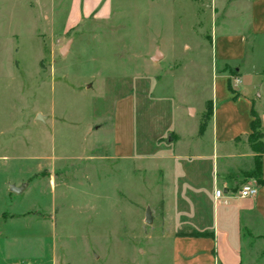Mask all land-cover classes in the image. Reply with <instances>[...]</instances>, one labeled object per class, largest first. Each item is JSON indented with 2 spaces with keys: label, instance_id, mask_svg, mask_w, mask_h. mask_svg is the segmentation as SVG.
<instances>
[{
  "label": "rangeland",
  "instance_id": "1",
  "mask_svg": "<svg viewBox=\"0 0 264 264\" xmlns=\"http://www.w3.org/2000/svg\"><path fill=\"white\" fill-rule=\"evenodd\" d=\"M101 2L0 9V214L52 209L61 264H178L174 233L196 217L183 210L199 206L181 192L182 170L196 176L181 156L196 142L218 72L211 18L179 4L169 14L151 11V0ZM166 40L153 67L151 47ZM252 49L264 74V40ZM171 132L179 144H167ZM200 175L211 179L208 164ZM8 181L29 186L11 201ZM200 201L209 225L212 201ZM250 250V263L264 264L263 243L243 246L245 264Z\"/></svg>",
  "mask_w": 264,
  "mask_h": 264
},
{
  "label": "crops",
  "instance_id": "2",
  "mask_svg": "<svg viewBox=\"0 0 264 264\" xmlns=\"http://www.w3.org/2000/svg\"><path fill=\"white\" fill-rule=\"evenodd\" d=\"M66 1H70L72 10H75L83 1V7L86 8L93 2H98L94 5L96 7L101 1L127 0H0V9L5 11L11 4L32 5L35 2L44 7L48 3L53 5ZM173 4H179V9L191 13L193 18L200 12L209 13V44L218 62L213 99L207 101L211 108L210 119L202 131L198 125L195 144L190 145L188 153L181 156L185 166L193 164L196 176L186 174V170H182L180 175L181 192L185 197L199 199V206L183 210L185 214H196L194 222H189L190 225L184 229L207 232L212 236L177 238L174 233L176 259L179 260L178 264H245L243 246L264 245V187L258 186L251 177L255 170L256 154L248 142L251 112H254L261 122L264 143V74L255 72V66L246 54L253 52L251 47L255 45L256 39L264 40V0H151V11L154 9L159 13L161 5H164L166 12L172 14ZM190 29L194 31L193 25ZM166 44H170V41L166 40L162 44L156 42L151 47L153 67L159 64L157 61L166 58L169 52L163 48ZM247 45L250 47L248 50ZM183 48L189 49L186 44H183ZM230 71L235 75H229ZM151 77L156 78L155 74H151ZM229 79L234 93L227 88ZM235 80L239 81L238 86H235ZM217 83L221 86L219 96ZM190 111L197 113L194 108L187 106L188 115ZM204 111L200 115L202 119ZM163 141V138L157 140L158 144ZM166 142L177 145L180 136L171 132ZM170 157L175 158L173 155ZM206 164L212 176L209 181H202L200 171ZM261 178L264 180V154L261 156ZM246 184L256 187L257 194L241 199L238 191ZM10 186L23 187V190L16 194L9 191ZM28 186V183L8 181L3 193L12 201L20 197ZM215 190L222 193L219 199L214 197ZM206 195L213 206L209 225L203 224L206 209L200 204V199ZM53 215L52 209L42 212L3 210L0 214V264H61L56 255L55 242L51 240L55 230ZM246 255V260L253 263L251 250L246 251Z\"/></svg>",
  "mask_w": 264,
  "mask_h": 264
},
{
  "label": "trees",
  "instance_id": "3",
  "mask_svg": "<svg viewBox=\"0 0 264 264\" xmlns=\"http://www.w3.org/2000/svg\"><path fill=\"white\" fill-rule=\"evenodd\" d=\"M235 73L233 72V76ZM227 88L230 92L234 93L233 86L231 85V79H229ZM211 116V108L210 106L206 108V111L203 115L202 123L199 127V130L202 131L206 126L208 120ZM252 121L250 123L251 133L248 136V142L251 150L256 154L255 157V170L251 174V177L255 179L258 186L264 187V180L261 178V156L264 154V143H263V133L261 129L260 119L251 112ZM212 235L207 232H198L195 230H180L175 233V237L177 238H208Z\"/></svg>",
  "mask_w": 264,
  "mask_h": 264
},
{
  "label": "built area",
  "instance_id": "4",
  "mask_svg": "<svg viewBox=\"0 0 264 264\" xmlns=\"http://www.w3.org/2000/svg\"><path fill=\"white\" fill-rule=\"evenodd\" d=\"M239 85V81L235 80V86ZM257 194V188L252 185H243L240 190L238 191V197L241 199L254 197ZM222 193L220 190L214 191V197L215 199H219L221 197Z\"/></svg>",
  "mask_w": 264,
  "mask_h": 264
},
{
  "label": "water",
  "instance_id": "5",
  "mask_svg": "<svg viewBox=\"0 0 264 264\" xmlns=\"http://www.w3.org/2000/svg\"><path fill=\"white\" fill-rule=\"evenodd\" d=\"M64 51H65V50H64ZM64 51H62V53H64ZM22 190H23V187H21V188H15V187H13V186H10V187H9V191H11V192H13V193H16V194L22 192ZM145 223H146V224L151 223V216H150V212H149V211H146V215H145Z\"/></svg>",
  "mask_w": 264,
  "mask_h": 264
}]
</instances>
